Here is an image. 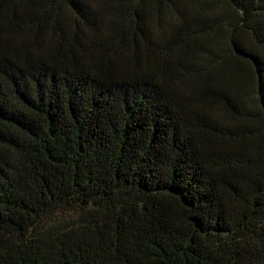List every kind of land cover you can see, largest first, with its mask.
I'll return each mask as SVG.
<instances>
[{"label": "trees", "instance_id": "1", "mask_svg": "<svg viewBox=\"0 0 264 264\" xmlns=\"http://www.w3.org/2000/svg\"><path fill=\"white\" fill-rule=\"evenodd\" d=\"M0 264H264V0H0Z\"/></svg>", "mask_w": 264, "mask_h": 264}]
</instances>
